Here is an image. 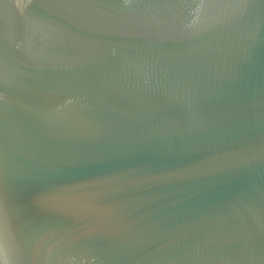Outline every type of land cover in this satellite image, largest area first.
Returning a JSON list of instances; mask_svg holds the SVG:
<instances>
[{
  "label": "water",
  "instance_id": "obj_1",
  "mask_svg": "<svg viewBox=\"0 0 264 264\" xmlns=\"http://www.w3.org/2000/svg\"><path fill=\"white\" fill-rule=\"evenodd\" d=\"M0 264H264V0H0Z\"/></svg>",
  "mask_w": 264,
  "mask_h": 264
}]
</instances>
